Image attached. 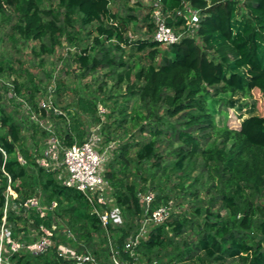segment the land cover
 Returning a JSON list of instances; mask_svg holds the SVG:
<instances>
[{
    "label": "trees",
    "instance_id": "trees-1",
    "mask_svg": "<svg viewBox=\"0 0 264 264\" xmlns=\"http://www.w3.org/2000/svg\"><path fill=\"white\" fill-rule=\"evenodd\" d=\"M58 1L59 8L55 9L43 7L39 0H0V14L9 10L16 14L14 29L25 40H49L48 45L41 44L38 53L34 49L40 55L53 52L66 29L74 27L77 14L81 15L83 26L99 23V34L95 37L99 51L92 55L90 47L78 60L87 72L109 67V74H117L119 82L130 81L129 93L140 100L145 111L134 108L130 115L126 113L120 127L131 122L141 132L151 134L137 153L138 161L154 158V164L161 168L163 156L157 145L166 137L173 146L178 171L184 173L189 162L202 160L203 171L208 173L211 188L216 191L212 203L221 201V207L227 208L229 215L207 209L196 237L191 239L185 235L194 228L191 218L173 209L167 193L157 191L147 206L138 196L144 188L126 183L124 189H116L113 194L114 203L122 208L124 222L109 225L106 230L99 217L91 213L83 193L60 182L57 170H47L25 147L20 150L27 164L19 159L17 145L22 141V127L2 110L0 223L8 200L7 219L15 239L34 241L43 235L41 225H44L52 230L54 242L40 254L20 250L13 254V260L17 264H63L64 259L57 251V245L63 242L79 251L89 250L103 264H108L110 236L120 256L132 262L134 259L124 249V243L140 228L142 214L146 209L170 205L168 219L151 225L136 249L139 264H188L193 259L206 264H264V203L260 200L264 193V113L247 117L241 113L238 127H231L225 120L220 123L217 119V113L227 117V109L215 106L217 98L228 97L233 103L237 93L254 97L250 105L253 110L264 106V0H161L164 9L170 12L168 24L177 30L188 27L189 9L200 12L193 34L164 45V49L153 36L131 40L127 36L130 19H121L114 13L110 0ZM179 11L183 14L179 15ZM151 28L155 31L154 21ZM107 41L113 43L107 45ZM129 45L147 51V65L135 73L123 57L113 53V48L122 50ZM120 67L124 69L118 71ZM4 71V65H0V74ZM15 85L17 92H21L17 82ZM27 92L33 102L35 91ZM79 104L84 111L96 113L95 103L79 99ZM32 105L43 116L51 113L65 119L64 112H57L56 106L45 109ZM159 108L164 109V115L159 114ZM85 130L75 122L59 133L48 129L42 133L47 137L55 134L68 146L82 143L86 139ZM119 150L117 157L127 163L129 142L123 143ZM104 175L110 182L116 179L115 172ZM9 186L17 197L9 194ZM31 198L38 199L44 215L34 205L25 207ZM53 202L56 206L51 208ZM197 212L202 213L201 209ZM176 239H181V243L174 244ZM170 246L172 251L163 255L162 249Z\"/></svg>",
    "mask_w": 264,
    "mask_h": 264
},
{
    "label": "rangeland",
    "instance_id": "rangeland-1",
    "mask_svg": "<svg viewBox=\"0 0 264 264\" xmlns=\"http://www.w3.org/2000/svg\"><path fill=\"white\" fill-rule=\"evenodd\" d=\"M39 1L43 7L59 8L58 0ZM110 1V8L114 13L121 19H130L127 36L131 40L153 36L152 9L156 0ZM191 14L188 12L187 17L189 18ZM63 18L61 15L62 24ZM16 22L17 16L13 11L0 14V65L5 67V71L0 74V115L3 110L22 127V141L17 145L18 157L24 158L20 149L25 147L39 158L38 162L41 164L50 139L42 130L49 128L58 132L60 129H67V126L72 127L77 122L82 129H86L84 139L93 132H97L101 137L99 148L104 153L102 172L116 173L115 181L110 182L111 195L116 189H124L126 183L136 184L138 189L143 187L138 194L148 192L156 194L159 190L164 191L170 196L169 202L173 209L191 218L194 228L185 234L191 239L196 237L207 209L213 212L220 211L224 216L229 215V210L221 207V201L212 203V195L216 194V191L211 188L212 180L208 173L203 171L202 160L189 162L184 173L178 171L174 165L173 146L166 137H162L157 145L163 156L161 168L154 164V158L138 161L137 153L142 145L150 140L151 134L141 132L139 127H133L131 122H125L120 127V121L126 113L130 115L134 108L145 111L140 100L130 95L128 90L130 81L119 82L117 74H109V67L87 72L81 68L78 60L84 50H89L90 47L92 55L99 51L95 44V37L99 34L97 31L99 23L83 26L81 15L77 14L74 18V27L66 29L53 52L40 55L35 51L38 53L41 44L45 42L48 45L49 40H25L15 31ZM110 43L113 42L107 41L106 44ZM112 47H115V44ZM162 48L166 47L163 45ZM146 52L130 45L123 46L122 50L113 48V53L123 57L133 73L147 65ZM123 69L120 67L118 71ZM16 82L21 92H17ZM28 89L35 91L33 102L27 92ZM79 99L95 103L96 113L84 111ZM217 99L216 108L227 109V117L217 113V119L220 123L225 120L231 127H238L242 121V118H239L241 113L243 117L264 113V106L253 110L250 105L254 97H246L242 93H237L233 97V103L228 97L224 100ZM32 103L45 109L56 106L58 111L64 112L65 119L51 113L43 116L41 110ZM159 114L164 115L163 108H159ZM125 142L130 144L127 163L117 157L120 146ZM57 154L61 160L62 152L58 151ZM57 176L60 182L63 181L59 174ZM260 200L264 203V193ZM197 209H201L202 213L199 214ZM178 242L181 243V239H176L174 244ZM171 251L170 246L168 249H162V254H169ZM188 264L206 263L193 259L188 261Z\"/></svg>",
    "mask_w": 264,
    "mask_h": 264
},
{
    "label": "built area",
    "instance_id": "built-area-1",
    "mask_svg": "<svg viewBox=\"0 0 264 264\" xmlns=\"http://www.w3.org/2000/svg\"><path fill=\"white\" fill-rule=\"evenodd\" d=\"M189 12L192 14L188 18V27L177 30L168 24L170 12L164 9L161 0H156L152 9L155 25L153 39L163 45H171L179 42L184 36L192 35L200 20V12L197 9H189ZM178 14L182 15L183 13L179 11ZM55 110L62 112L58 111L57 108ZM48 130L52 131L49 128ZM100 145L101 137L97 132L91 133L82 143L74 142L68 146L64 145L61 139L53 134L50 136L49 145L42 156L41 165L46 167L47 170H57L64 184L83 193L91 207V213L97 215L102 226L108 230L109 225L118 226L123 224L124 216L122 208L113 201V195L109 190L110 180L102 172L104 153L99 148ZM58 151L62 152L61 160L57 154ZM19 159L23 163L25 162L21 157ZM8 191L14 198L17 197V193L10 186ZM155 195L153 192L138 194L140 202L147 206ZM8 205L9 201L7 200L4 216L0 223V264H17L12 256L20 250L40 254L54 244L52 230L44 225H41L43 235L34 241L28 242L15 239L8 224ZM30 205H34L41 210L37 198H31L25 203L27 208ZM54 206H56V202H53L51 208ZM16 207L17 205L14 204L13 208ZM41 214L44 215L43 210H41ZM170 215V205H160L151 211L149 209L145 210L140 220V228L135 233L130 234L124 243V249L134 259L132 262L120 256L119 248L109 236L108 242L111 254L108 264H139L136 249L147 236L151 225L163 223ZM55 228L56 224L54 223L53 229ZM68 233L71 235L70 231ZM57 251L59 257L64 259L63 264H103L91 251H79L77 248L63 242L57 245Z\"/></svg>",
    "mask_w": 264,
    "mask_h": 264
}]
</instances>
